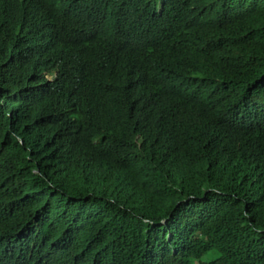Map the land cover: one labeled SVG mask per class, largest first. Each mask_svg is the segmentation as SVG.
I'll return each mask as SVG.
<instances>
[{
  "label": "trees",
  "instance_id": "1",
  "mask_svg": "<svg viewBox=\"0 0 264 264\" xmlns=\"http://www.w3.org/2000/svg\"><path fill=\"white\" fill-rule=\"evenodd\" d=\"M135 1L11 0L0 264H264V111L240 105L264 70V0L166 21ZM180 72L217 80L189 96ZM107 105L124 120H100Z\"/></svg>",
  "mask_w": 264,
  "mask_h": 264
},
{
  "label": "clouds",
  "instance_id": "2",
  "mask_svg": "<svg viewBox=\"0 0 264 264\" xmlns=\"http://www.w3.org/2000/svg\"><path fill=\"white\" fill-rule=\"evenodd\" d=\"M136 5H142L144 2L147 3H154L155 4V12L153 15H157L159 17H164V20L166 21V13L170 12L175 7V12L179 13L181 12V9L183 7H187L188 10L185 13L184 18L189 20H195L198 18V8L205 9L204 4L211 7L214 10L228 13L232 10H234L236 7L242 6L243 0H136ZM10 5L11 0H0V42L6 41L7 36V21L10 17ZM103 14L105 16H111L116 13H119V10H117L115 7L107 6L103 9ZM181 15V14H180ZM150 25L152 27L156 26L155 19H151ZM163 35H169L172 36L176 33V30L173 27H169L162 30ZM150 39L145 38L143 39L142 44L149 43ZM246 44H243L245 46ZM132 47H137V43H132ZM241 46V45H240ZM246 47V46H245ZM131 68L136 69V64L131 63ZM179 77L187 80L185 89L188 92L189 96H198L200 94L205 93L208 88L217 80L215 77L209 75V74H197L193 75L191 78L187 79L186 75L183 72H180L178 74ZM258 76V77H257ZM257 76H255L254 79V90L249 94L241 103L240 105L243 108L247 107H253L257 110L264 111V70L259 69L257 71ZM49 80H51L50 76H47ZM154 112L156 110L150 109ZM163 113V111H159ZM100 120L105 121L107 123L110 122H121L123 121V115L120 113H117L109 106L107 105L101 114ZM164 223V222H163ZM147 264H149V258H147L146 261Z\"/></svg>",
  "mask_w": 264,
  "mask_h": 264
},
{
  "label": "rangeland",
  "instance_id": "3",
  "mask_svg": "<svg viewBox=\"0 0 264 264\" xmlns=\"http://www.w3.org/2000/svg\"><path fill=\"white\" fill-rule=\"evenodd\" d=\"M216 184H217V186L214 188V189H216V190H219V188H221V189H234V190H236L237 192H240V191H241L240 187L235 186V185H234V184H233L228 178H226L224 175H221V176H219V177L217 178V180H216ZM248 250H249V252H250L251 254H254L251 248H248ZM203 260H204V261H208V258L205 257V259H203ZM257 260H258V259H257ZM261 260L264 261V253H263L262 256H261Z\"/></svg>",
  "mask_w": 264,
  "mask_h": 264
}]
</instances>
